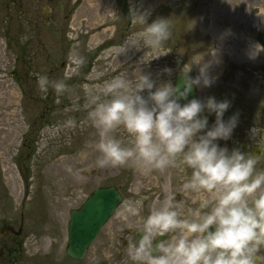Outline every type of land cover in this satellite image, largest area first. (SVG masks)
<instances>
[{"label":"rangeland","instance_id":"374dc122","mask_svg":"<svg viewBox=\"0 0 264 264\" xmlns=\"http://www.w3.org/2000/svg\"><path fill=\"white\" fill-rule=\"evenodd\" d=\"M126 4L125 29L115 0H0V225L9 222L17 227L23 214L32 264H44L49 251L50 264L58 259L64 264L122 261L123 241L166 195L183 200L185 213L198 207L204 195L182 190L190 169L146 172L131 162L98 168L99 135L87 118L91 106H84V85L94 91V85L121 74L131 84L140 74H151L157 86L169 81L174 85L182 64H193V78L200 74V66H207L214 83L196 87L195 98L230 101L225 121L238 114L232 137L217 143L249 155V149L233 140L263 146L260 135L251 139L249 132L264 128V50L254 51L264 30V0H126ZM44 5L50 7L47 13ZM132 10L148 13L149 24L157 18L170 20L172 36L163 51L129 39L143 27L133 25ZM165 68L172 73H165ZM35 73L50 79H64L67 73L68 91L59 98L51 88L41 93ZM142 95L146 98L147 91ZM204 115L211 128L215 114ZM69 119L75 120V127L66 126ZM113 135L127 143L122 128ZM257 161V171L264 170V150ZM108 185L120 191L122 201L86 256L76 262L64 253L69 211L94 188ZM139 199L140 216L119 215L125 201Z\"/></svg>","mask_w":264,"mask_h":264},{"label":"clouds","instance_id":"9594fccd","mask_svg":"<svg viewBox=\"0 0 264 264\" xmlns=\"http://www.w3.org/2000/svg\"><path fill=\"white\" fill-rule=\"evenodd\" d=\"M130 18L133 25L143 27L129 39L137 46L163 51L172 36L170 20L157 18L149 24L148 13L136 10ZM257 49L264 46L256 44ZM78 62L83 64V58ZM192 65L180 69L183 91L170 81L157 86L151 74H140L134 84L121 74L94 85V91L83 86L84 106H91L87 118L99 135L98 168L131 162L146 172L190 169L182 190L204 194L199 206L187 213L183 200L166 195L159 207L140 217L138 234L128 240V258L133 264H264V170L257 171V156L217 143L229 140L238 124V114L224 120L230 101L208 97L179 102L187 100L193 87L214 83L207 66H200V74L193 78ZM163 71L172 73L170 68ZM34 75L41 93L51 88L59 98L68 91L67 73L64 79ZM205 112L215 114L211 128ZM75 125L74 119L66 122L67 127ZM120 128L128 134L126 144L113 135ZM262 133L264 128L253 127L249 135L253 139ZM142 207L143 199L125 201L119 215L138 217Z\"/></svg>","mask_w":264,"mask_h":264},{"label":"water","instance_id":"95a60500","mask_svg":"<svg viewBox=\"0 0 264 264\" xmlns=\"http://www.w3.org/2000/svg\"><path fill=\"white\" fill-rule=\"evenodd\" d=\"M118 2L119 4H123V0H118ZM48 10V6L44 5L43 13H47ZM45 22L46 20H43L44 24ZM257 39L264 46V30L259 32ZM185 65L187 64H182L180 69ZM174 86H180L181 91H183L180 71L174 76ZM196 94L197 88L193 87L187 100L182 99L179 102L187 103L195 98ZM260 137L263 146L255 143L238 142L236 140H233V142L238 143L243 149H249L252 155L260 156L264 150V133ZM121 200L122 196L115 186H99L92 190L80 207L70 210L66 246L69 256L75 259H82L85 256L88 246L95 240L103 225L113 215L116 206L119 205ZM8 229L13 228L10 225L1 227L0 234L5 233ZM162 239H165V237ZM137 240H139V236Z\"/></svg>","mask_w":264,"mask_h":264},{"label":"flooded vegetation","instance_id":"af4514ba","mask_svg":"<svg viewBox=\"0 0 264 264\" xmlns=\"http://www.w3.org/2000/svg\"><path fill=\"white\" fill-rule=\"evenodd\" d=\"M116 4L119 6V10L121 13H123L124 15V28L126 29V13H127V4H126V0H123V4H119L118 0H115ZM48 6V5H47ZM48 9L50 10V7L48 6ZM46 18V17H45ZM44 20V18H43ZM111 42H105V44H102L101 46H99L98 48H96L93 51V56H95L98 52H100L101 48L107 46L108 44H110ZM250 151V150H249ZM23 214H21L20 217V222L19 225L16 227L14 224H11L9 222H3L2 225H0V228L3 226H7L10 225L12 226L13 229H8L5 233L0 234V264H32V258L30 256H28L27 252H26V231L24 230V226H23ZM69 222V220H68ZM139 232V228L135 231L132 232L131 235V239H134L135 236L138 234ZM67 236H68V224H67ZM166 239V237H165ZM96 240V239H95ZM123 244L126 246V256L122 259V261H113L115 260V258L107 263V264H133V262L128 258L127 255V244L128 241L125 240V242L123 241ZM66 246H67V239H66V244H65V248H64V253L65 256H68L70 259L74 260V261H80L82 259H75L72 258L71 256L68 255L67 251H66ZM91 245L88 246L87 248V252L89 250V247ZM87 254V253H86ZM86 256V255H85ZM51 257H52V252L49 251L46 253V256L44 257V264H50L51 261ZM54 258V256H53ZM120 260V259H119ZM55 264H64L60 259H58Z\"/></svg>","mask_w":264,"mask_h":264}]
</instances>
